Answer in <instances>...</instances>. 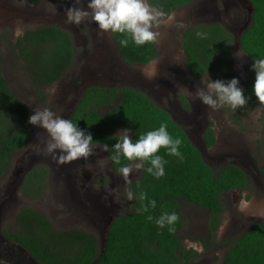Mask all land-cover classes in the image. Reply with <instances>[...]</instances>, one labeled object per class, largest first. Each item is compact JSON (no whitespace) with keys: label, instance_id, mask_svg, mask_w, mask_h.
I'll list each match as a JSON object with an SVG mask.
<instances>
[{"label":"rangeland","instance_id":"1","mask_svg":"<svg viewBox=\"0 0 264 264\" xmlns=\"http://www.w3.org/2000/svg\"><path fill=\"white\" fill-rule=\"evenodd\" d=\"M86 4L87 0H83L85 10ZM72 5L73 0H38L36 3L0 0V65L9 90L26 104L31 115L33 110L47 107L56 115L69 119L84 90L79 84L83 74L89 80L98 79L113 86L137 88L155 105L170 113L212 168L226 163L242 168L248 177L247 188L221 196L223 211L214 233L210 232L212 221L206 209L178 199L181 210L178 235L186 248H189L186 240L202 246V251H197L198 256L186 264H222L223 253L230 242L253 223L264 220V179L259 172L264 154V104L253 100L235 110L228 105L212 110L195 99L196 89L203 88L209 79L215 81L216 77L210 74L204 78L191 76L185 66L181 42L183 31L192 24H221L232 34L234 41L231 55L233 76L223 74L221 80L237 78L243 89V82L255 77L252 70L254 60L235 46V39L250 20L248 2L195 0L173 11L169 15L171 21L161 23L155 29L160 33L156 42L158 58L145 65H124L109 33L99 30L90 17L79 25L66 23L64 12ZM39 25H57L66 29L72 36L75 49L74 61L62 78L42 88V91L35 90L14 48L17 32L22 33ZM96 70L103 73L99 71L95 74ZM146 70H154L153 78L145 76ZM113 75L118 78L117 83ZM178 94L184 96L189 109L182 107ZM105 110L106 107L100 109L102 112ZM210 123L215 142L212 146H205L203 130ZM118 130L121 128L114 132ZM47 138L43 129L34 127L28 147L15 152L10 160L8 173L0 182V196H3L7 175L12 174L14 168L21 170L18 175L21 172L23 175L28 167L42 166L47 170L42 191L32 198H26L17 191L16 207L37 209L53 230L77 229L95 234L100 246L106 222L131 210L133 200L128 201L125 193L129 184L139 179L142 168L130 173V182L126 183L121 174L112 169L103 145L97 144H91L93 155L86 161L77 159L59 163L51 155L43 153V142ZM12 205L2 202L3 209L0 208L2 238L5 233L20 231L10 211L9 206ZM0 240L1 250L19 253V261L33 262L26 250L15 243H7L5 238L2 240L0 237ZM0 264L11 262L0 257ZM33 264L41 263L35 260Z\"/></svg>","mask_w":264,"mask_h":264},{"label":"trees","instance_id":"2","mask_svg":"<svg viewBox=\"0 0 264 264\" xmlns=\"http://www.w3.org/2000/svg\"><path fill=\"white\" fill-rule=\"evenodd\" d=\"M28 1L36 3L38 0ZM248 1L252 7L251 20L240 34V49L252 60L264 59V0ZM191 2L193 0H149L165 14L163 19ZM110 35L126 64L144 65L158 57L156 42L136 46L128 37V46L122 47L119 41L125 36ZM233 42L232 34L221 24L188 26L182 34L181 49L189 74L194 78L210 74L215 80H221L223 74L233 76ZM14 48L35 90L42 91L59 81L74 61L72 36L57 25H39L23 31L15 38ZM1 58L0 55V61ZM254 80L255 77L243 82L247 102L257 100L252 91ZM115 95L120 97L116 103ZM178 99L184 109H189L183 95L178 94ZM102 107L108 109L102 112ZM30 115L26 104L9 90L0 65V176L7 171L14 153L23 150L31 139L34 126L28 123ZM69 119L92 135V144H108L109 147L116 143L115 129H131L130 136L135 142L147 131L158 128L161 122L166 123L169 134L181 139L179 151L183 158L167 155L161 148L157 154L167 163L164 176L158 179L145 171L149 165L144 164L139 179L132 181L128 189L134 197L143 191L146 199L141 202L134 198L130 211L111 220L102 251L95 234L77 229L56 231L37 209L28 206L20 209L16 220L21 230L4 236L24 247L41 264H186L196 258L198 252L186 248L178 235L181 228L178 199L206 209L212 221L210 232L214 233L223 211L221 196L243 191L247 186V175L239 166L226 163L212 168L170 113L155 105L141 90L126 86H88ZM202 139L205 146L215 142L211 123L205 127ZM109 155L108 152V159ZM109 161L116 172L130 163L122 156L119 163ZM259 172L264 179V158ZM46 176L47 170L42 166L30 169L24 179L25 187L32 183L36 196L42 191ZM149 200H155L156 207L141 212V204L148 207ZM173 211L179 217L172 226L174 231L170 232L167 225L159 228L155 219L164 212ZM148 215L153 217L152 221L147 220ZM221 263L264 264V220L253 223L232 240Z\"/></svg>","mask_w":264,"mask_h":264},{"label":"clouds","instance_id":"3","mask_svg":"<svg viewBox=\"0 0 264 264\" xmlns=\"http://www.w3.org/2000/svg\"><path fill=\"white\" fill-rule=\"evenodd\" d=\"M86 9L83 6V0H73V5L65 9V21L68 24L79 25L86 18H91L97 28L106 33H119L125 36L119 41L120 46L127 47L130 37L131 42L136 46L157 42L160 36L159 31L155 30L161 23L171 21L168 16L164 20L165 14L153 7L149 0H87ZM17 36L22 33L17 32ZM198 36L202 34L197 33ZM252 70L255 73V80L252 91L260 104H264V59L254 60ZM145 76L149 79L155 75L154 70H146ZM195 99L216 110L224 105L230 106L233 110L238 107H244L248 97L243 93L239 86L237 78L231 80H211L203 88H197ZM28 123L34 127L43 129L47 134V139L43 142V153L51 155L59 163H66L77 159L87 160L93 155L91 144L93 137L90 133L80 129L71 119H66L56 115L49 108L45 107L39 110H33L29 116ZM131 129L125 128L118 130L114 137H117L116 143L109 147L103 146V151L110 153L109 159L114 163H119L121 156L130 163L119 168V173L129 181V174L134 170L144 167L147 163L149 167L145 171L155 178H160L165 174L166 160L158 151L163 148L166 154L175 156L182 160V154L179 151L181 139L173 138L168 130L167 124L161 122L159 127L139 136L135 142L130 136ZM126 199L132 201L134 198L143 202L146 194L141 191L138 196L128 190L125 193ZM149 207L155 208L156 201L149 200L148 207L141 204V212H147ZM179 217L176 212H164L155 219L159 228L168 226L170 232L174 231L172 227ZM148 221H152L151 215L147 216ZM185 243L190 249L202 251V246L195 242L186 240Z\"/></svg>","mask_w":264,"mask_h":264},{"label":"flooded vegetation","instance_id":"4","mask_svg":"<svg viewBox=\"0 0 264 264\" xmlns=\"http://www.w3.org/2000/svg\"><path fill=\"white\" fill-rule=\"evenodd\" d=\"M195 0H193V2H194ZM238 1H240V0H238ZM247 2H248V0H246ZM192 3V2H191ZM190 3V4H191ZM248 4H249V2H248ZM189 5V4H188ZM186 6V5H185ZM250 22V21H249ZM248 25H249V23H248ZM247 25V26H248ZM109 35H110V33H109ZM110 37H111V35H110ZM111 40L113 41V39H112V37H111ZM113 44H114V41H113ZM115 45V44H114ZM116 47V46H115ZM156 47H157V45H156ZM117 49V48H116ZM157 51H158V48H157ZM117 52H118V50H117ZM118 54H119V52H118ZM120 56V55H119ZM121 58V57H120ZM158 58V57H157ZM156 59V58H155ZM120 61H122V63L124 64V65H129V64H126L122 59L120 60ZM132 65H137V64H132ZM145 65V64H144ZM114 69H117V68H120V67H115V66H112ZM100 71V70H99ZM98 70H96L94 73L95 74H97V72H99ZM188 71V70H187ZM100 72H102V71H100ZM103 73V72H102ZM95 77H97V76H95ZM113 78H114V80H115V82L117 83V77L116 76H114L113 75ZM79 84L82 86V88L83 89H85L86 87H88V86H102V87H108V88H116V87H124V85H122V86H113V85H110V84H107V83H104V82H101V81H98V79H96V80H94V79H92V80H89L84 74H83V76H82V78H81V81L79 82ZM126 87H128V86H126ZM131 88H133V87H131ZM136 89V88H135ZM182 95V94H181ZM177 97H178V95H177ZM120 99V97H119V95H115V98H114V102L116 103L118 100ZM120 101V100H119ZM103 108V107H102ZM108 109V107H106V110ZM164 109V108H163ZM164 110H166V109H164ZM167 111V110H166ZM212 128V127H211ZM205 129V128H204ZM204 131V130H203ZM97 145H101V144H97ZM28 147V145L24 148V149H26ZM107 154H108V152H107ZM263 158H264V154H263ZM109 160V159H108ZM110 162V161H109ZM262 163H263V160H262ZM110 164H111V162H110ZM262 165V164H261ZM111 166H112V164H111ZM35 167V166H34ZM34 167H32V168H34ZM261 167V166H260ZM32 168H30V169H32ZM29 169V167L26 169V172H24V174L22 175V172L20 173V175H18V173L21 171L20 169H16V168H14L13 169V173L12 174H8L7 175V181H6V184H5V188H4V192H3V196H0V208H2L3 209V207H2V202L4 203V204H6V205H10V204H13L12 206H9L10 207V211H11V214L14 216V220H15V223H16V225L18 226V227H20L19 225H18V223H17V220H16V217H17V213H19V210L20 209H22V208H24L25 206H23V207H16L17 206V201L15 200V195L17 194V191H18V194L20 193L22 196H24V197H26V198H32V197H34L35 196V192H34V185H32V183H31V185L30 186H28L27 188L25 187V184H24V179H25V176H27V172L30 170H28ZM112 169H113V166H112ZM242 169V168H241ZM8 170V169H7ZM243 170V169H242ZM243 172L246 174V172L243 170ZM8 173V171H6L2 176H0V182L2 181V180H4V178L6 177V174ZM247 175V174H246ZM261 175V174H260ZM263 178V177H262ZM12 179V180H11ZM247 179H248V177H247ZM247 184H248V181H247ZM22 189L21 191L19 190V189ZM246 188H247V186H246ZM245 188V189H246ZM244 189V190H245ZM28 194V195H30V196H27L26 194H25V192ZM24 192V193H23ZM17 194V195H18ZM16 199L17 200H19V197L17 196L16 197ZM30 208H32V207H30ZM32 209H34V208H32ZM35 210V209H34ZM0 212H2V211H0ZM21 230V229H20ZM1 237V239L2 240H4V238H5V240H6V242L8 243V242H12V243H15L17 246H19V247H21L22 249H24V250H26L24 247H22L21 245H19L18 243H16V242H14L13 240H11V239H9V238H7L6 236H4L3 235V237L4 238H2V236H0ZM0 244H2L1 243V240H0ZM230 245H231V242H230ZM229 245V246H230ZM228 246V247H229ZM9 248H11V247H9ZM26 252H28L27 250H26ZM28 254H29V252H28ZM29 256V259L31 260V261H33V262H35V259L29 254L28 255ZM0 257L1 258H4V259H9V261L11 262V264H33V262L32 263H29V262H22V261H19V259H20V255H19V253L18 254H15L12 250H7V249H2L1 250V247H0ZM19 261V262H18Z\"/></svg>","mask_w":264,"mask_h":264},{"label":"water","instance_id":"5","mask_svg":"<svg viewBox=\"0 0 264 264\" xmlns=\"http://www.w3.org/2000/svg\"><path fill=\"white\" fill-rule=\"evenodd\" d=\"M249 2V1H248ZM249 6H250V8H251V12H252V7H251V5H250V3H249ZM251 20V19H250ZM249 20V21H250ZM247 27V26H246ZM245 27V28H246ZM244 28V29H245ZM243 29V30H244ZM242 30V31H243ZM242 31H241V33H242ZM240 33V34H241ZM239 37H240V35L235 39V46L236 47H238V48H240V43H239ZM137 89V88H136ZM196 148H197V146H196ZM198 149V148H197ZM199 150V149H198ZM110 222H111V220L109 221V222H106V227H105V229L103 230V232H102V236H101V238H100V246H99V248L101 249V251L103 250V248H104V245H105V239H106V233H107V230H108V227H109V224H110Z\"/></svg>","mask_w":264,"mask_h":264}]
</instances>
